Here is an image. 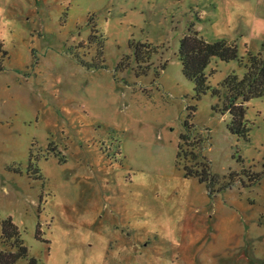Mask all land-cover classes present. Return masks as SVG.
I'll return each instance as SVG.
<instances>
[{"label":"rangeland","instance_id":"1","mask_svg":"<svg viewBox=\"0 0 264 264\" xmlns=\"http://www.w3.org/2000/svg\"><path fill=\"white\" fill-rule=\"evenodd\" d=\"M91 15L105 69L72 56L95 55ZM189 24L237 46L211 60V88L264 57V0H0V228L11 218L28 249L16 264H264V96L244 104L247 139L230 134L215 110L226 91L196 101L182 75ZM139 44L155 54L136 78ZM181 135L238 182L186 178ZM247 173L262 177L247 186Z\"/></svg>","mask_w":264,"mask_h":264},{"label":"trees","instance_id":"2","mask_svg":"<svg viewBox=\"0 0 264 264\" xmlns=\"http://www.w3.org/2000/svg\"><path fill=\"white\" fill-rule=\"evenodd\" d=\"M66 16L65 14L63 15ZM64 25V21H62ZM90 27L88 36V45L95 46V55L89 60L81 59L76 53H72L76 62L86 70L105 69L104 49L106 40L101 36V32L96 29L94 15L87 21ZM133 58L137 67L135 77L140 78L148 75V67H141L147 64L155 51L144 47L143 45H134ZM143 48V50L141 49ZM8 58L7 52L3 49L0 42V72L3 70L4 61ZM218 59L221 62L228 63L238 59V50L235 43L218 41L207 42L198 31L194 30V25L187 26L186 34L182 36L178 47V59L182 67V75L194 86V99L200 100L201 97L211 91L213 97H220V90H225L226 95L221 106L216 105L215 110L224 114L228 113L230 121L228 131L230 134L247 139L249 128L245 120L244 104L252 99L264 96V57L260 54L253 55L247 53V62L244 65L245 72L242 78L231 73L221 83L218 88H211L208 85L206 69L212 59ZM241 62V60H240ZM128 62L120 61L117 64L116 71L122 72L129 69ZM215 71H211L210 75ZM189 125L185 128L190 130ZM182 147L180 148L179 158L184 160L183 170L186 178H195L200 183L210 186L219 185V190H224L233 186L236 182L233 175L230 174L228 180L211 171V165L206 156L203 155L202 143L200 140L191 141L188 135H181ZM182 163V162H181ZM262 173H247L244 178L247 180V186H254L259 182ZM223 182H220V181ZM28 258V249L24 245L20 232L11 218L1 222L0 228V264H16L20 260ZM29 264H36L34 259L29 260Z\"/></svg>","mask_w":264,"mask_h":264}]
</instances>
